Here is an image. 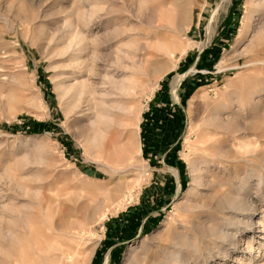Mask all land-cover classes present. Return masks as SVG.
Listing matches in <instances>:
<instances>
[{
  "label": "rangeland",
  "instance_id": "obj_1",
  "mask_svg": "<svg viewBox=\"0 0 264 264\" xmlns=\"http://www.w3.org/2000/svg\"><path fill=\"white\" fill-rule=\"evenodd\" d=\"M258 1L0 0V264L62 242L72 264H125L178 232L202 248L193 264H264ZM241 139L256 153L234 159ZM251 170L255 202L219 249L213 187Z\"/></svg>",
  "mask_w": 264,
  "mask_h": 264
},
{
  "label": "bare ground",
  "instance_id": "obj_2",
  "mask_svg": "<svg viewBox=\"0 0 264 264\" xmlns=\"http://www.w3.org/2000/svg\"><path fill=\"white\" fill-rule=\"evenodd\" d=\"M257 3H259V1ZM262 3H263V1H262ZM259 6H261L260 3H259ZM260 8H262V7H260ZM252 25H253V12L248 11L246 13V19L243 21V23L240 27V30H239L240 31L239 37H238L239 40L242 41L249 34V32L252 28ZM161 35L165 36L166 34L164 32L163 34L161 33L160 36ZM158 37H159V35H158ZM163 38H165V37H163ZM146 55H147V53L144 54V56H146ZM152 62L151 63L149 62V63L152 64L153 66L158 63V61H153V60H152ZM152 65H150V67ZM153 69H156V67L154 66ZM231 124L234 125L232 128H231V125L229 124V126L228 125L223 126L222 129L228 127L230 129V132L232 133V136H233L232 138H235V139L240 138L237 134H234L236 132H238L241 135L243 133L244 134L243 136H245V137L247 136V133H248L247 130H248V126H249L248 123H240V122L234 123V122H232ZM252 142L253 141H250L248 139L247 140L241 139L235 145L237 147V149L235 148L236 149L235 152L230 153L231 157H233L234 159H236V158L242 159V158H244V155L246 153L250 152L251 150L254 151L253 153H256L255 152L256 150L252 146ZM199 154H201V153H199ZM216 155H217L216 157H218V154H216ZM208 159L210 160V157L208 155H206L205 156L206 163L209 161ZM252 169H254V168H252ZM244 170H246V168ZM255 174H256V171H252V170L249 171L248 173H244V175L241 177L240 181H238V183H237L238 185L232 184L228 188L227 187L222 188L223 186L221 184L214 185L211 196L215 200H214V204L206 210V211H208L209 224H208L207 230L206 231L204 230L206 234L203 236V238H206V239L208 238L211 241V243L212 242L214 243L215 247L218 246L219 249H221V248L224 249V248H226L227 245L231 246V244H236V237H235V234L233 232H235V230L238 229V225H239V222L241 219L239 217V214L242 212L244 213V210L248 209V203H249L248 201L255 202L254 198H256V196H252L250 189H249V180L252 177H254ZM228 181H230V180H228ZM228 181H226V182H228ZM226 182H225V184H226ZM206 206H207V204H206ZM250 225H252V223H250ZM198 227H199V225H198ZM186 234L187 233L182 234L181 232L175 233V235L169 239L170 243L167 242L168 244H166V245L164 244L161 247L162 250L160 249L161 252L159 251L160 252L159 254L152 253V255H151L149 253V254H145L142 256L135 255L134 257H129L127 259V261H125L126 262L125 264H193V262L200 260V258H201L200 254H201L202 248H201V250H199L200 244H198V243H194V244L191 243L192 245L191 244L188 245L186 243L187 240L185 241L186 238L188 239ZM189 239L191 240L190 237H189ZM194 240H195V238L189 242H194ZM200 242H202V241H200ZM61 245L64 246L65 243L62 242L61 244L56 245V246L51 245V246L45 248L46 249L45 251H43V249H42L38 254V260H37L36 264H72L75 257H76V254H71L70 250H68L66 248H62ZM206 245H207V243H206ZM184 248L185 249L189 248V249L187 252H184ZM129 255H131V254H129Z\"/></svg>",
  "mask_w": 264,
  "mask_h": 264
}]
</instances>
